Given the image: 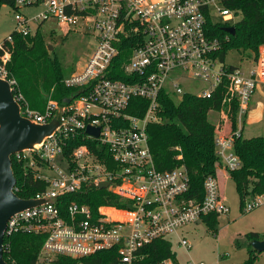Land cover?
I'll return each mask as SVG.
<instances>
[{
    "label": "built area",
    "instance_id": "2783aa9c",
    "mask_svg": "<svg viewBox=\"0 0 264 264\" xmlns=\"http://www.w3.org/2000/svg\"><path fill=\"white\" fill-rule=\"evenodd\" d=\"M216 1L221 4L220 0H14L19 7L16 31L35 34L40 24L56 19L68 32L84 31L95 45L84 68L65 78L68 86L81 93L63 106L50 100L45 110L39 111L31 107L17 80L9 76L11 54L0 44L4 51L0 54V77L9 82L22 115L47 124L62 111V125L37 150L12 156L18 161L29 160L37 177L47 183L32 198L53 201L9 218L3 244L8 264H17L11 242L16 234L44 235L34 264H54L59 256L80 258L112 249L118 264H209L192 257L182 262L172 249V238L176 236L178 244L190 250L192 244L183 234L189 225L213 213H229L219 179L206 178L202 199L188 196V171L182 166L158 169L147 128L161 120L164 91L178 99L186 93L203 98L216 93L231 95L236 102L237 137L254 109L253 96L256 101L260 97L264 100V45L258 57L248 59L253 63L248 70L225 62L220 55L221 40L207 28L206 10L210 13L211 3ZM24 6L42 7L29 16L20 12ZM233 11L224 6L220 9L226 21L234 17ZM8 39L12 41L11 36ZM131 41L132 51L122 60ZM121 60L126 78L118 77ZM188 83L200 86L187 90ZM136 97L148 101L144 114L128 111ZM257 104L263 107L264 103L259 100ZM89 126L99 128V136L89 134ZM80 134H84V142L67 157L68 139ZM85 140H97L95 148L105 155L108 152L115 167L109 168L106 158L97 155ZM215 150L227 172L241 167L233 135L218 133ZM107 181V187L100 186ZM95 187L118 195L124 206L103 204L95 212L87 203H63L64 195ZM19 190L16 182L14 191L17 194ZM58 198L60 204L56 203ZM262 205L264 193L253 196L244 209L251 211ZM159 239L168 240L175 255L149 262V247Z\"/></svg>",
    "mask_w": 264,
    "mask_h": 264
},
{
    "label": "trees",
    "instance_id": "16d2710c",
    "mask_svg": "<svg viewBox=\"0 0 264 264\" xmlns=\"http://www.w3.org/2000/svg\"><path fill=\"white\" fill-rule=\"evenodd\" d=\"M221 4L231 10L240 12L242 19L236 23L235 34L224 30L229 24L215 23L207 12V28L210 34L221 40L220 55L225 60L231 49H237L258 57L259 47L264 45V0H220ZM16 6L14 0H0V5ZM39 25L35 34H23L13 31L4 39L2 46L11 54L7 63L9 76L17 80L19 88L31 107L44 111L50 100L57 101L61 106L69 103L72 97L81 93L79 89L68 86L65 78L64 64L55 49L49 50ZM134 46L131 41L127 50L121 55L126 60ZM4 51L0 49V54ZM122 60L118 64L121 72L118 77L126 78L122 70ZM74 69V68H73ZM148 101L143 98H133L132 107L128 110L134 114H144ZM161 120L148 125L147 132L154 159L158 169L171 170L185 167L190 175V191L188 196L202 199L204 197V182L207 177L219 178L228 173L235 183L241 197V208L245 207V197L250 192L252 196L264 193V136L250 138L235 136L236 102L231 95L216 93L212 98H203L186 93L176 98L164 91L160 98ZM213 112L219 114L218 120H211ZM218 133L233 135L235 152L241 159V167L227 172L220 163L215 150V136ZM84 134L68 139L65 155L70 157L72 150L84 142ZM94 148L97 155L106 158L109 168L115 167L110 154L97 151V140H85ZM13 169L20 190L17 194L24 199H30L46 188L47 183L39 179L36 170L30 167L29 160L18 161L15 156ZM63 203L79 201L89 204L96 212L103 204L124 206L120 197L108 189L95 187L82 193L67 194L62 197ZM60 204L59 198L57 199ZM64 207V206H63ZM64 209V208H63ZM207 226L217 231L219 216L210 214L204 218ZM248 252L251 261L260 254L251 245L255 239L264 240V233L252 231L246 234ZM44 235L16 234L11 238L12 256L17 264H34L44 242ZM238 244H241L238 241ZM151 251L149 262L174 257L171 243L165 239L156 240L149 247ZM54 264H118L115 250H104L86 257L59 256Z\"/></svg>",
    "mask_w": 264,
    "mask_h": 264
},
{
    "label": "rangeland",
    "instance_id": "374dc122",
    "mask_svg": "<svg viewBox=\"0 0 264 264\" xmlns=\"http://www.w3.org/2000/svg\"><path fill=\"white\" fill-rule=\"evenodd\" d=\"M41 7L24 6L20 8V12L33 16L41 10ZM222 7L217 1L214 4L211 3L210 17L213 22L235 25L242 19L240 12L233 11L234 17L226 21L220 13ZM16 13L17 10L14 7L7 4L0 5V44L16 30ZM40 30L46 42L57 51L64 64L65 73L71 76L77 69L84 68L95 45L94 40L85 35L84 31L71 30L68 32L65 26L56 19H49L42 23ZM260 47L262 48V45ZM250 56L246 52L231 49L226 54L225 62L248 70L253 65L252 61H249ZM199 86L196 83H188L185 88L195 91ZM259 100L264 103L261 97ZM257 101L253 96L251 105L254 109L248 113L242 132L246 138L264 136V104L261 108ZM218 116L217 112H213L211 120L217 121ZM56 162L59 163V159ZM218 179L224 199L230 208L229 213L219 216L217 231L211 230L204 221L189 225L183 234L191 242L192 248L184 249L178 244L177 237L173 236V251L182 262L192 257L209 264H216L218 260L219 264H264V251L254 261H251L246 238V234L252 231L264 233V205L251 211L242 209L241 197L235 181L229 177L228 173L221 174ZM252 199L253 196L249 192L245 197V203ZM238 241L241 244H238Z\"/></svg>",
    "mask_w": 264,
    "mask_h": 264
},
{
    "label": "water",
    "instance_id": "95a60500",
    "mask_svg": "<svg viewBox=\"0 0 264 264\" xmlns=\"http://www.w3.org/2000/svg\"><path fill=\"white\" fill-rule=\"evenodd\" d=\"M230 34H235L234 25L224 27ZM49 50L53 46L49 44ZM70 102V100H68ZM60 110L56 117L47 124L34 122L21 113V106L15 101L9 82L0 77V264H8L4 259V236L9 218L22 210L41 205L51 199H24L14 191L17 178L13 169V154L27 150H37L46 138L53 135L62 125ZM89 134L99 136L100 129L89 126ZM110 182H102L107 187ZM252 247L259 253L264 251V240L255 239Z\"/></svg>",
    "mask_w": 264,
    "mask_h": 264
},
{
    "label": "crops",
    "instance_id": "0c3cea01",
    "mask_svg": "<svg viewBox=\"0 0 264 264\" xmlns=\"http://www.w3.org/2000/svg\"><path fill=\"white\" fill-rule=\"evenodd\" d=\"M261 107V106H260ZM262 108V107H261ZM257 110V109H256ZM228 176H226V178H227Z\"/></svg>",
    "mask_w": 264,
    "mask_h": 264
}]
</instances>
